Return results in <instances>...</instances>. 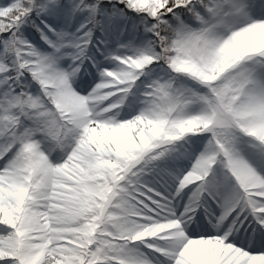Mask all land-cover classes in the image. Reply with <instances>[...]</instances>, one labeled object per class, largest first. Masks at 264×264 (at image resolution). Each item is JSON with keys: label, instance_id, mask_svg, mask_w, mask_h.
<instances>
[{"label": "snow or ice", "instance_id": "6c2138e0", "mask_svg": "<svg viewBox=\"0 0 264 264\" xmlns=\"http://www.w3.org/2000/svg\"><path fill=\"white\" fill-rule=\"evenodd\" d=\"M0 264H264V0H0Z\"/></svg>", "mask_w": 264, "mask_h": 264}]
</instances>
